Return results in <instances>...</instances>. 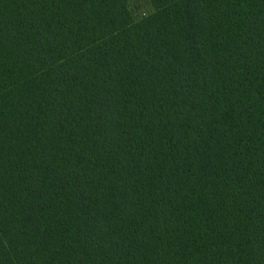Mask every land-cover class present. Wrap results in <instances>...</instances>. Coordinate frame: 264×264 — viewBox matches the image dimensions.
Wrapping results in <instances>:
<instances>
[{"label": "trees", "instance_id": "obj_1", "mask_svg": "<svg viewBox=\"0 0 264 264\" xmlns=\"http://www.w3.org/2000/svg\"><path fill=\"white\" fill-rule=\"evenodd\" d=\"M0 0V264H264V0Z\"/></svg>", "mask_w": 264, "mask_h": 264}, {"label": "rangeland", "instance_id": "obj_2", "mask_svg": "<svg viewBox=\"0 0 264 264\" xmlns=\"http://www.w3.org/2000/svg\"><path fill=\"white\" fill-rule=\"evenodd\" d=\"M129 8L135 18H140L153 11L149 0H130Z\"/></svg>", "mask_w": 264, "mask_h": 264}]
</instances>
